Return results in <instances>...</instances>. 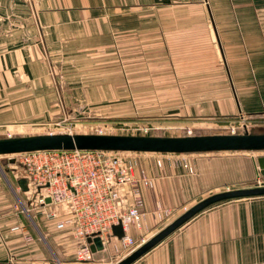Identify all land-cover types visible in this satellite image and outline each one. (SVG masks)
I'll return each mask as SVG.
<instances>
[{"label": "crops", "instance_id": "0c3cea01", "mask_svg": "<svg viewBox=\"0 0 264 264\" xmlns=\"http://www.w3.org/2000/svg\"><path fill=\"white\" fill-rule=\"evenodd\" d=\"M121 46L144 51V97L175 102L181 117H248L247 126L264 129V0H0V133L49 125L70 112L74 98L112 96L82 79L73 86L71 69L59 67L87 51ZM182 155H192L194 170ZM259 156L264 151L173 154L164 167L155 154L143 157L154 186L144 191L142 222L131 235L140 243L214 193L262 185ZM6 172L0 264H83L70 232L45 219V241L31 231L17 201L23 195L32 208L28 183L24 190L13 163ZM18 223L31 229L34 242L10 229ZM126 255L112 237L89 264ZM133 264H264V196L209 207Z\"/></svg>", "mask_w": 264, "mask_h": 264}, {"label": "built area", "instance_id": "2783aa9c", "mask_svg": "<svg viewBox=\"0 0 264 264\" xmlns=\"http://www.w3.org/2000/svg\"><path fill=\"white\" fill-rule=\"evenodd\" d=\"M243 126L248 130L247 124ZM231 132L238 130L233 128ZM151 153L156 155L159 167L173 162L172 153L98 149L34 150L12 155L18 161L13 163L17 174L27 180L30 204L36 214L55 229L70 232L78 242L77 260L89 264L95 252L88 237H99L106 247L116 237L115 225L123 226L124 237L116 238L122 241L127 255L146 241L137 243L130 232L132 226L141 225L144 191L154 186L143 159ZM183 164L192 170L190 163ZM32 208L22 204L18 209L29 215ZM10 229L21 232L29 243L36 240L23 223Z\"/></svg>", "mask_w": 264, "mask_h": 264}, {"label": "rangeland", "instance_id": "374dc122", "mask_svg": "<svg viewBox=\"0 0 264 264\" xmlns=\"http://www.w3.org/2000/svg\"><path fill=\"white\" fill-rule=\"evenodd\" d=\"M127 41L128 39L125 37L124 42ZM144 55L143 50L128 49L126 46H121L120 49L116 50L87 51L84 55L85 58L74 57L77 58V62L69 67L67 65L59 67L60 70L71 69L70 78H72L73 86H79L82 79L88 88L102 89L107 93L113 91L114 94L109 97L84 98L80 99L81 101L74 98L72 99L73 105L69 108L70 112L65 110V116L60 113L61 115H58L49 125L25 130V132H16L13 136L47 133L182 136L230 133L233 128L237 129L238 132L247 131L244 130L243 124H248V117H228V119H208L200 116L198 118L181 117L171 108L175 102L171 105L170 102H162L159 98L144 97L142 76L145 67L143 61L139 60L144 58ZM68 74L66 72V76ZM251 123L253 122L251 121ZM190 128L192 132L188 133ZM248 130L261 132L264 129L258 130L254 125L249 124ZM0 137H7V134L0 133ZM182 157H184L183 163L188 162L191 165L192 155H182ZM10 163L18 164L15 155L0 156V178L4 184H6V180L2 176L3 173H7V166ZM191 167L194 170L192 165ZM262 185H264V181H262ZM18 197V203L20 200L26 205V200L22 198L24 196L18 195ZM31 213H33V216L30 215L31 218L25 213L23 214L32 229L30 230L45 241L46 238L43 239L42 237L44 231L41 221L44 217L37 215L34 211ZM32 222L35 224L33 225ZM49 246L53 249L50 243ZM49 246L47 248L51 250Z\"/></svg>", "mask_w": 264, "mask_h": 264}, {"label": "water", "instance_id": "95a60500", "mask_svg": "<svg viewBox=\"0 0 264 264\" xmlns=\"http://www.w3.org/2000/svg\"><path fill=\"white\" fill-rule=\"evenodd\" d=\"M57 149H98L172 154L237 150L260 152L264 151V130L261 132L247 130L245 132L182 136L47 133L0 137V156L34 150ZM257 163L260 169L259 174L264 179V156H259ZM20 183L23 189L26 190L27 180L21 179ZM260 196H264V185L214 193L187 209L116 264H133L196 215L215 204ZM47 201L50 202L51 200L48 199ZM113 233L116 237L123 238L125 232L122 224L115 225ZM87 240L91 244L93 252L105 249V245L99 237H88Z\"/></svg>", "mask_w": 264, "mask_h": 264}]
</instances>
